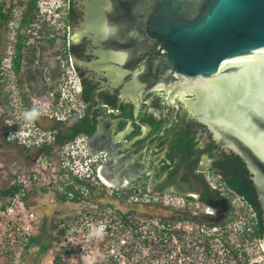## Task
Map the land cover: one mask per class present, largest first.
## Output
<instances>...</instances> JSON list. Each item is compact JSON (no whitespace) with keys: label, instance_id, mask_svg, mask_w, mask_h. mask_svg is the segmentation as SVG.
I'll use <instances>...</instances> for the list:
<instances>
[{"label":"flooded vegetation","instance_id":"af4514ba","mask_svg":"<svg viewBox=\"0 0 264 264\" xmlns=\"http://www.w3.org/2000/svg\"><path fill=\"white\" fill-rule=\"evenodd\" d=\"M29 1L10 0V4L7 5L6 0H0V8L2 7L4 14H9L10 19L6 25L4 21H0V46L6 43L7 33L13 29L16 31L12 61H7L8 57L0 58V154H2L0 157L7 165V169H4L5 174L15 180L19 171L8 173V170L15 165L21 169V166H18L21 165L19 157L26 158L27 161L33 160L34 158L27 153L30 150H37L35 163L42 159V155L51 157L52 160L56 159L58 165L53 166V163H49L52 166L50 175L55 172L67 177L65 184L63 183L64 187L62 186L65 193L57 191V196H53V201L57 200L55 203L58 206L57 211L48 209L47 216L51 215L52 218L61 212L75 213V207L82 204L85 191H88L86 186L91 181L98 183L101 190L112 193L107 198L99 199L101 200L99 205L101 203L106 208H116L119 205L131 209L133 214L140 213L139 209L143 205L131 206L127 203L131 196L139 192L191 195L216 205L217 212L226 208L228 211L225 215L229 213L237 196L223 185L222 169L218 167L216 172H212V168L220 161L224 163L230 154L215 142L213 135L210 137V131L191 129L190 135H182L188 130V126L181 122L182 118L197 121L190 115L182 101L178 99L176 105L172 106L168 104L164 94L151 93L146 96L143 106L136 115L135 106L108 87L105 74L90 68L98 58L91 40L92 35L83 33L86 0H65L63 20L55 26L49 24L46 31L44 30V33L51 32L50 36L53 38L51 42L56 40L57 36H61L59 38L64 42L69 38L68 55L71 52L69 58L72 61L73 58L76 60L72 62V67L67 60L42 61L38 56L25 59V49L28 46L31 48L33 39L28 34L34 30L36 21L44 23L45 20L39 10L36 13L30 10ZM19 7L24 8V12L17 15ZM26 20H30L31 24H26ZM20 34L24 48L21 60L14 61L17 57L15 47ZM71 83L80 91L78 105H72L71 102ZM85 94H88V97H85ZM32 109H37L39 114L34 119H27L25 113ZM145 117H152L161 124L167 122L166 131L152 136V124L145 121ZM79 124L86 125L87 130L77 131ZM92 128L95 132L88 134V129ZM136 131H139V134L134 136ZM29 132H32V137L26 140L25 136ZM12 135L15 136V140ZM26 144L34 147H28ZM74 145H81L82 150L93 159L90 168L94 170V175L92 180H78L80 185L68 189L67 186L76 183V178L68 169L63 168V164L67 160L66 149ZM187 147L192 148L194 152L189 157L182 153ZM175 148L182 151L172 153ZM211 148L215 150V154L211 152ZM20 149L24 150L23 155L19 153ZM198 152L200 153L197 154ZM169 155H173V158L171 159ZM167 165H171V168L163 170ZM104 167L107 176L105 181H110L109 177L116 181L106 183L102 180L101 172ZM159 170L162 172L160 178L157 177ZM172 171H176L175 183L169 184L168 179ZM25 172L27 171L23 169L21 174ZM1 175L3 176V173ZM72 177L75 180H71ZM162 186H165L164 190L160 189ZM12 187L18 186L10 188ZM66 194L68 199L63 201L59 195ZM75 194H79L78 201H75ZM225 201L227 205L224 204ZM27 203V198H24L23 205ZM97 216L99 218L101 216L102 219L105 217L102 213ZM46 237L51 248L54 244V235L50 230L46 233L41 231L33 238ZM40 239L38 244L34 245L38 250L34 252L28 264H39L41 257L45 255L40 254L42 245L38 248L41 244ZM54 262L55 259L53 264Z\"/></svg>","mask_w":264,"mask_h":264},{"label":"water","instance_id":"95a60500","mask_svg":"<svg viewBox=\"0 0 264 264\" xmlns=\"http://www.w3.org/2000/svg\"><path fill=\"white\" fill-rule=\"evenodd\" d=\"M85 6L83 33L92 35L98 58L90 68L105 74L136 115L151 93L164 94L172 106L182 101L217 144L247 165L264 221V0H86ZM102 173L107 178L105 167Z\"/></svg>","mask_w":264,"mask_h":264},{"label":"built area","instance_id":"2783aa9c","mask_svg":"<svg viewBox=\"0 0 264 264\" xmlns=\"http://www.w3.org/2000/svg\"><path fill=\"white\" fill-rule=\"evenodd\" d=\"M66 41L69 43V38ZM69 61L72 67L73 61ZM12 138L15 140V136ZM77 154L76 145L68 147L63 168L79 181L92 180L93 176L84 174L86 171L78 166ZM83 156L89 169L93 160L85 150ZM127 203L160 207L173 216L133 214L126 207L107 208L105 219L99 222L103 235L93 263L264 264L258 216L239 197L233 201V210L218 223L212 221L218 218L217 209L191 195L134 194Z\"/></svg>","mask_w":264,"mask_h":264},{"label":"rangeland","instance_id":"374dc122","mask_svg":"<svg viewBox=\"0 0 264 264\" xmlns=\"http://www.w3.org/2000/svg\"><path fill=\"white\" fill-rule=\"evenodd\" d=\"M6 3L9 5L10 0H6ZM17 10V15L24 12V8L22 7H19ZM19 17L17 18L19 19ZM18 19H16V22H18ZM47 21V19H45L44 23L40 20L36 21L34 30L28 34L33 39L31 40V48L28 46L25 49V59L28 57L36 58L38 56V59L42 61L66 60L63 55L68 52L69 43L59 38L61 36H57L55 43H52L50 41L53 39L50 36L51 32L44 33L46 27L51 24ZM2 32L6 34L4 29H2ZM15 37V29L6 34V43L0 46V58L14 57L12 53L14 52ZM54 73L56 72L54 71ZM70 91L72 92L71 89ZM77 101L76 94L72 93V105H78ZM26 145L28 147H34L31 144ZM23 151L20 149L19 153L23 155ZM36 152L37 150L27 151L30 157L34 159L37 156ZM22 158H18L21 164L18 165L21 166L20 170L16 165L10 167L8 170V173H16V170L19 171L16 173L17 178L14 180L5 174L4 169H7V165L3 158L0 157V264H28L32 260L34 252L38 250L35 246L26 250L30 244V238L40 234L41 231L46 233L48 230L54 235V244L46 250L39 264H53L54 259L59 254L64 257L65 264H89V262L90 264H95L93 261L94 257L97 256L101 240L98 238L97 241L96 237H89L92 232L99 229L102 225L99 223L102 217L100 216L99 218L97 215H101L102 213L105 216L107 212L106 206H102L101 203L99 205V202H101L99 200L100 197L104 199L112 193L101 190L98 183L95 184L94 181H91L86 187L88 189H94L95 192L92 193L90 190H83L85 191V199L83 198L81 205H76L75 213L64 214V212H61L52 218L51 215L47 216L49 214L48 209L51 208L52 211L53 209L57 211L58 206L55 204L57 200L53 201V196H57V191L62 194L65 193V189L62 186L66 177L55 172L50 175L52 166L49 163H53V166L58 165L56 159L52 160L51 157L42 155V159L38 163H35L34 159L27 161L25 160L26 158ZM23 169L27 172L21 174ZM2 173L3 176L1 175ZM102 180L105 181L106 179L102 177ZM11 186H18L22 190L21 193H18L19 195L17 194L15 197H3L1 192L9 189ZM23 197L28 200V203L25 205H23ZM60 209L62 210V208ZM139 212L167 218L173 216V213L169 210H161L160 207L154 206H142ZM79 219L82 220L80 221ZM81 224H83V227ZM87 227H89L88 230H86ZM51 228L53 229L51 230ZM63 229H69V232L65 236H61L60 234ZM47 239L48 237L45 238V240ZM69 239L72 241H69ZM39 247L40 244L38 245ZM68 253H70L69 256H67Z\"/></svg>","mask_w":264,"mask_h":264},{"label":"trees","instance_id":"16d2710c","mask_svg":"<svg viewBox=\"0 0 264 264\" xmlns=\"http://www.w3.org/2000/svg\"><path fill=\"white\" fill-rule=\"evenodd\" d=\"M38 0H30L29 1V8L33 13H36L38 10ZM9 14H4L2 7L0 8V21H4L5 25L8 24L9 22ZM26 24L28 23L31 24L30 20H26L25 22ZM19 42L15 47L16 53H17V57L15 58L14 61H20L21 57H22V51L24 46L22 45V35L20 34L18 36ZM56 40L52 41V43H55ZM71 52L68 55V52L65 53L63 55V57L69 61V57H70ZM85 97H88V94H85ZM145 121L149 122L150 124H152V136L153 135H157L161 132L166 131L165 127H166V123L161 124L160 122L158 123L156 120H154L152 117H145ZM181 122H183L184 124H186L188 126V130L182 134L183 136L185 135H190V130L191 129H199V130H203L206 132H209V130L207 129V127L199 122H195V120L193 121H187L185 119H181ZM79 128L77 129V131L79 130H87V126L83 125L81 126L80 124L77 125ZM88 134H93L95 132V129L92 128L91 130L88 129ZM168 131V130H167ZM210 133V132H209ZM139 134V131H136L133 135L136 136ZM133 136V137H134ZM212 136V134L210 135V137ZM178 147V146H177ZM176 147V148H177ZM174 149V151L172 153H174L175 151H179L181 149ZM182 151V150H181ZM211 152L213 154H215V150L211 148ZM182 153H184L185 155H187V157L191 156L194 154L193 149L187 147V149L185 151H183ZM200 152H198L197 154H199ZM154 154H156V152H154ZM230 157L227 156V160L223 163V161H220L218 163L215 164V166L212 168L213 171L212 172H216L217 168L219 167L220 169H222V176L224 178V186L226 188H228L229 190H231L237 197H239L240 199H242L244 202H246L247 204H249L256 212L257 216H258V226H257V232L258 234H260L261 236H263L264 234V221H263V212L260 206V202L258 199V194L257 191L254 187V182L252 180V176L248 170L247 165L243 162V160L239 157L236 156L235 153H229ZM226 156V155H225ZM169 157L172 159L173 155H169ZM171 168V165H167L165 166V168L163 170H168ZM175 173L176 171H172L170 174V177L168 179V183L169 184H174L175 183ZM162 176V172L159 170L157 177L160 178ZM71 180H75L73 177L71 178ZM76 183L73 185H69L67 186L68 189H73L74 185H80L79 181L76 179L75 181ZM204 182V181H203ZM65 184V183H64ZM64 187V186H63ZM88 189V188H87ZM160 189L164 190L165 186H162ZM90 191L93 192V189H88ZM21 191V189L19 187L15 188L12 187L10 189L4 190L1 192V195L3 197H15L19 192ZM191 190H184V192H189ZM60 194V193H59ZM76 199L75 201H78V194H75ZM59 197L63 200L66 201L68 199V195H59ZM203 202H206L205 199H202ZM207 203V202H206ZM235 209V208H234ZM232 210H233V206H232ZM163 217V216H161ZM69 232V229H65L62 230L60 232L61 236H65L67 233ZM40 238H30V244L27 246L26 250H29L32 246L38 244ZM48 240V239H47ZM47 240L41 238L40 239V245H42V248L40 250V254H45L46 250L49 248V244L48 242H46ZM70 253H68L67 256H69ZM64 257L62 255H57L54 264H65V260L63 259Z\"/></svg>","mask_w":264,"mask_h":264},{"label":"clouds","instance_id":"9594fccd","mask_svg":"<svg viewBox=\"0 0 264 264\" xmlns=\"http://www.w3.org/2000/svg\"><path fill=\"white\" fill-rule=\"evenodd\" d=\"M64 2H65V0H38V10L42 15H44V19L48 20L47 22H50L51 25L55 26L63 20L62 11L64 8V6H63ZM44 3H46L45 6H44ZM44 22H45V20H44ZM12 59H13L12 57H9V58H7V61H12ZM74 85H75L74 83H71V90H72L71 93L76 94V97L78 98L80 91L78 88H74ZM38 114L39 113H38L37 109H32L31 111H28L25 113V117L27 119H34L38 116ZM31 137H32V132H29L25 136V139L30 140ZM77 150H78V154H77L76 160L79 161L78 166L83 167V169L86 171L84 174L90 173L91 176H93L94 170L91 168L86 169V167H87L85 165L86 158L83 156L84 150H82V146L77 145ZM231 211H232V209H231ZM102 235H103L102 231L97 229L96 231H94L90 234L89 238H92V237L102 238ZM89 264H90V262H89Z\"/></svg>","mask_w":264,"mask_h":264},{"label":"bare ground","instance_id":"6f19581e","mask_svg":"<svg viewBox=\"0 0 264 264\" xmlns=\"http://www.w3.org/2000/svg\"><path fill=\"white\" fill-rule=\"evenodd\" d=\"M102 177L105 178L104 175H103V173H102ZM105 179H106V178H105Z\"/></svg>","mask_w":264,"mask_h":264}]
</instances>
